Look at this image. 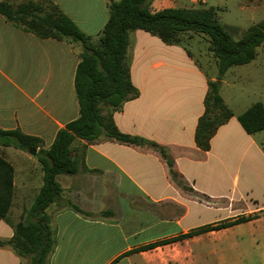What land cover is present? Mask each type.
I'll use <instances>...</instances> for the list:
<instances>
[{"label":"crops","instance_id":"crops-1","mask_svg":"<svg viewBox=\"0 0 264 264\" xmlns=\"http://www.w3.org/2000/svg\"><path fill=\"white\" fill-rule=\"evenodd\" d=\"M52 1L87 34L100 32L109 17L110 0ZM200 4L218 7V15L228 20L224 26L231 30L245 31L264 19V0H153L151 8ZM80 51L77 43L39 37L0 13V128H19L50 146L57 132L80 114L75 89ZM129 66L139 94L124 101L113 116L122 132L146 143L125 144L105 135L93 143L75 142L84 166L75 174L57 176L63 193L47 209L55 240L48 264H264V204L245 196L237 200V176L232 190L224 182L244 144L264 158L259 139L264 130L250 134L238 119L254 102L240 111L233 109L224 93L228 82L223 76L220 93L234 114L218 127L210 149L203 150L195 133L205 110L208 81L218 73L207 76L191 50L166 44L143 29L130 33ZM151 142L165 148L186 187L172 177L168 163ZM13 148L0 145V154L15 168ZM26 176L19 184L15 169L9 220L0 218V264L26 261L7 243L43 184ZM69 201L92 214L75 210ZM237 204L244 207L240 213L233 212ZM192 205L226 211V215L188 225L201 218L199 211L189 218ZM238 214L253 218L130 252L206 224L234 220ZM244 223L249 225L247 231L228 236L230 228ZM206 237L219 240L203 246Z\"/></svg>","mask_w":264,"mask_h":264},{"label":"trees","instance_id":"trees-1","mask_svg":"<svg viewBox=\"0 0 264 264\" xmlns=\"http://www.w3.org/2000/svg\"><path fill=\"white\" fill-rule=\"evenodd\" d=\"M153 0H110L108 20L97 34H87L52 0H28L13 4L0 2V13L29 32L42 38H56L81 46L80 61L75 74V89L79 103V116L61 128L53 143L45 147L41 137L24 133L19 128H0V145L24 150H37L36 157L43 170V184L30 208L25 209L9 243L29 264H48L55 245L48 207L62 198L63 187L59 174L72 175L80 170L77 140L93 143L107 136L125 144L144 145L136 136L122 132L116 125L113 112L139 91L131 79L129 66L130 33L143 29L159 37L166 44L181 45L195 33L209 39V49L218 66L215 80L208 81L205 110L200 116L195 133L197 145L210 149L211 139L218 127L233 116L221 93V79L234 65L254 60L258 46L264 44V19L249 25L239 38H235L218 19V7L200 4L197 7H168L158 11L151 8ZM188 36V37H187ZM190 51L189 49H187ZM244 129L250 133L264 130V104L256 101L238 115ZM165 158L172 177L183 187L184 181L173 168V160L165 148L149 143ZM15 190L14 165L0 154V218L9 220ZM68 205L86 215L72 201ZM253 216H239L234 220H221L206 224L176 237L140 246L139 251L185 239L202 232L219 230L246 222ZM3 243V242H2ZM129 252V253H130Z\"/></svg>","mask_w":264,"mask_h":264},{"label":"rangeland","instance_id":"rangeland-1","mask_svg":"<svg viewBox=\"0 0 264 264\" xmlns=\"http://www.w3.org/2000/svg\"><path fill=\"white\" fill-rule=\"evenodd\" d=\"M225 17L222 13L218 15V19L223 25L228 21ZM243 25L247 27L249 24L243 23ZM227 29H229L236 39L244 32L238 28L231 30L228 27ZM180 46L194 53L196 59L202 64V69L207 76L210 77L218 73V66L209 49L210 43L207 36L195 33L191 39L184 41ZM257 50L258 53L254 60L246 64L234 65L224 74V78L228 82V84L224 85L225 96L232 108L237 111L245 109L247 105L256 101H262L264 103V44L258 46ZM259 139L263 143L264 148V135H260ZM13 150L15 155L12 158L15 163L17 182L20 184L22 178L29 175L32 182L40 186L43 183V170L36 154H32L30 150L20 148H13ZM254 151V147L248 146L247 144L243 145L238 156L236 167L226 175L224 182L225 186H228L232 190L234 178L237 176L239 179V186L236 189L237 200H241L245 196L250 202V199H253L257 200L258 203L264 204V158L255 156ZM192 206L194 207L189 218H192L194 214H198L199 212L201 218L196 217L195 220L188 221V225L211 218L221 219L226 215V211H211L202 206ZM235 209L233 212L240 213L244 207L242 204H237ZM226 210L230 211L231 209L228 208ZM237 216L240 215L238 214ZM248 226L247 223H244L230 228L228 230V236L232 237L243 233L248 230ZM217 239V237H206L202 245L210 247L211 242L217 241ZM29 263L30 259L26 258L25 264Z\"/></svg>","mask_w":264,"mask_h":264},{"label":"water","instance_id":"water-1","mask_svg":"<svg viewBox=\"0 0 264 264\" xmlns=\"http://www.w3.org/2000/svg\"><path fill=\"white\" fill-rule=\"evenodd\" d=\"M32 154H36L37 153V150H30Z\"/></svg>","mask_w":264,"mask_h":264}]
</instances>
